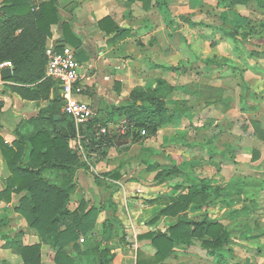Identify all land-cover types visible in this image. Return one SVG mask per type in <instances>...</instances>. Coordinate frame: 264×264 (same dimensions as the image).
I'll list each match as a JSON object with an SVG mask.
<instances>
[{"label":"crops","instance_id":"1","mask_svg":"<svg viewBox=\"0 0 264 264\" xmlns=\"http://www.w3.org/2000/svg\"><path fill=\"white\" fill-rule=\"evenodd\" d=\"M47 1L30 0V4L37 7ZM55 1L62 20L68 22L72 42L64 40L61 21L51 26L47 44L65 43L76 51L84 87L78 98L91 104L98 118L106 121L108 133H112L113 129H117L116 132L124 131L125 118L119 116L112 106L122 104L136 87L153 89L156 88L157 80L162 79L173 87L165 100L169 112H172L176 101L185 103L182 106L185 113L174 114L171 123L159 127L154 135L140 134L136 141L114 146H88L108 147L105 149L107 153H89L91 157L83 161L84 166L77 170L73 178L75 188L69 193L68 209L75 210L84 200L86 211L93 208L96 212L94 227L85 236L81 235L88 242L78 240L76 246L66 247L74 263L99 264L97 255L105 248L115 255L108 264H115L119 259L131 262L129 257L133 255L136 263L138 253L149 257L156 253L149 240L137 241V236L153 230L166 233L175 221L172 216L162 215L155 223H149L164 207L163 198L179 194L181 185H199L204 182L218 187L229 182L226 178L221 183H214L216 179L205 176L201 170L215 163L216 173L223 176L225 171L223 165L226 160L218 155L213 147L216 143L207 135L222 136L224 118H241L261 110L256 102L261 98L264 100V53L259 56L256 54L264 49L241 46L256 37L257 33L252 28L254 25L250 24V17H256L249 14L240 16L236 9L242 6L253 14L261 13L264 12V0H249L245 5L236 4L231 8L220 6L218 0H165V4L147 0L146 6L140 0ZM1 3L2 0L0 7ZM206 4H211V9ZM107 16L118 29H111V23H104V28H99L98 21ZM5 17L0 9V20ZM213 18L218 22L225 20L229 24L245 25L248 33L245 42H234L225 36L220 28L212 25ZM13 84L9 78L0 77V144L7 147H14L17 136L27 138L36 128L47 127L38 117L54 95L60 96L57 86L50 92L48 100L23 99L9 88ZM65 115L68 116L60 106L49 130L64 131L70 122L65 120ZM78 125L75 124L76 129ZM252 125L256 130L260 128L258 120H251ZM261 128L259 131H262ZM76 137L81 138L78 131L74 138L68 140L72 149L70 140ZM261 143L257 148H263V158L250 164L260 172L264 170V142ZM127 150L139 158L144 178L149 175L146 170H156L152 175L155 185L148 187L144 178L127 174L129 170L124 163ZM149 165L153 168L149 169ZM164 169L174 172L161 181L156 180V173ZM10 174L0 150V193ZM63 175L54 169H46L40 174L43 180L55 184L63 182ZM167 183L169 185L165 186ZM153 188L155 193L149 197L143 193V190ZM134 191L141 194L135 198ZM241 195H246L248 202L256 197L254 192ZM3 196L0 195V255L7 260L17 258L19 264H23L20 256L17 257L10 248L5 247V235L20 232L17 239L23 245L40 244L41 264H55L57 248L50 240L43 242L17 211L20 198L24 195H17L12 190ZM230 200L208 207L191 208L186 215L190 220L208 218L220 222L232 231L231 243L221 253L233 264L234 256L250 247V239H262L264 231L254 234L257 223L252 221V226H247L241 234H234L233 226L227 225L231 222L229 218L234 217V226H238L239 219L240 224L244 225V220L251 219V207L232 208ZM113 216L121 221V227L111 228L107 223ZM63 229L64 226L61 227ZM131 237L136 238L137 242L128 243L124 240ZM244 258L249 260L246 255ZM161 263L219 264L217 257L200 247L197 241L191 245L174 246Z\"/></svg>","mask_w":264,"mask_h":264},{"label":"trees","instance_id":"2","mask_svg":"<svg viewBox=\"0 0 264 264\" xmlns=\"http://www.w3.org/2000/svg\"><path fill=\"white\" fill-rule=\"evenodd\" d=\"M140 1L146 6L147 0ZM248 1L218 0V3L224 8H231L236 4L245 5ZM156 2L166 3L165 0ZM0 9L6 16L0 20V63H11L12 76L9 80L14 84L9 88L23 99L48 100L50 92L58 86L56 81L45 75V49L50 37V28L62 21L63 38L72 42L68 22L62 20L55 0L42 2L37 7L32 6L30 0H2ZM104 23H111V29H118L108 16L98 21L100 29L104 28ZM226 24L227 27L220 28L225 36L234 42H245L248 34L245 25ZM262 25L264 27V23ZM250 53L254 54V51L250 50ZM262 53L264 51L260 50L256 55ZM172 90L173 87L162 79L157 80L156 88L153 89L134 88L122 104L112 106L126 121L124 131L116 133L107 132L106 121L100 120L94 109L91 117L85 123L79 124L77 129L73 120H70L64 131L49 130V126L54 123V116L58 115L63 104L62 98L54 95L38 117L47 127L36 128L27 138L17 136L13 142L14 147L0 144V150L11 173L0 195L4 197L3 195H8L12 190L17 195H24L20 198L17 211L43 242L50 240L57 248L55 264H75L66 247L76 246L81 235L85 236L94 227L96 215L93 208L86 211L84 200L80 201L75 210L68 209L69 193L75 188L74 175L84 166V162L77 151L70 147L68 140L74 138L78 131L81 136L87 138V142L89 141L86 146H114L126 141H136L140 130H144L146 135H154L159 127L171 123L174 114L185 113L183 101H176L172 112L166 107L165 100ZM102 128L105 132H101ZM259 136L264 140L262 134ZM256 155V151H253L252 162L257 160ZM148 168L153 166L149 165ZM46 169L62 172L63 182L55 184L43 180L40 174ZM173 172L167 169L158 171L155 179L161 181ZM252 182L255 181L233 178L218 187L204 182L199 185H181L179 194L161 200L164 207L149 223H155L162 215L172 216L175 221L166 233L153 230L137 236L139 240H149L156 253L151 257L138 253L135 264H162L174 246L191 245L195 241L209 254L216 256L219 264H232L229 259H224L221 253V250L228 248L231 243L232 231L226 229L222 223L210 221L208 218L190 220L186 213L191 208L208 207L217 202L226 203L230 198L246 192ZM257 182L264 185V180ZM107 223L111 228L122 226L121 221L114 216ZM18 234L21 233L5 235V247L18 254L23 264H41L40 244L23 245L20 239H17ZM114 256L105 248L97 255L98 263L108 264Z\"/></svg>","mask_w":264,"mask_h":264},{"label":"rangeland","instance_id":"3","mask_svg":"<svg viewBox=\"0 0 264 264\" xmlns=\"http://www.w3.org/2000/svg\"><path fill=\"white\" fill-rule=\"evenodd\" d=\"M206 5L207 7H209V9H211L212 7L211 4H206ZM236 11L238 12V14H240V16L241 15L248 16L249 14V15L256 17V18L250 17L251 18L250 24L254 25L252 28L257 33L256 37H252L251 39L246 41L244 45H241V46L243 48H250V49H257V50L264 49V27L261 25L263 22L262 20H264V18L259 17V16L264 17V12L261 11V13L257 12L253 14L249 10H247L245 7H242V6L240 8H237ZM211 21L214 27H217V28L227 27V24H226L227 22L225 20H222V21L219 20L218 22L216 21L215 18H213V20ZM262 99L263 98H261V100L256 102L257 106L261 108L259 112H252V113L246 114V116H242L241 118H235V117L224 118L223 124H222V126H224L223 127L224 130H222L223 131L222 136L221 135H218V136L207 135L208 137L213 138L212 142L216 143V146H213L214 149L216 150V152H218V155L226 161L224 163L225 165H223L225 169L223 176H221V173H216L215 163L211 167L201 168L205 176L207 177L211 176L212 178H215L216 181L214 179L215 181L214 183L216 182L221 183L226 178H228L229 181L233 178L244 179V181H247V180L251 181V179H253V181H255L249 184L247 187V191L244 192V193L254 192L256 194L255 200L248 202V198L246 195L245 196L238 195L236 197H233L232 200H230L232 202L230 207L232 208L233 207L235 208L251 207L250 208V211H251L250 218L251 219L244 220L245 221L244 225L240 224L241 220L239 219L238 221L240 222L238 226L237 225L234 226V223H235L234 217L229 218L231 222L227 223V225L233 226L232 228H234V232H235L234 234H236L237 236L241 234V232H243V230H245L247 226L249 225L252 226L251 224L252 221H255V223H257V225L255 226V229L253 230L254 234L261 233L262 231H264V188L262 189V186L264 185L263 184L261 185L259 182H257L260 180H264V170L263 171L261 170L260 172L259 170L253 168L250 165L252 162L251 157H252L253 151H256L257 153L256 155L257 160L263 158L262 156L263 148L261 147L262 148L261 150L257 148L258 146L260 147L262 145L261 142H264L263 140H261V137L259 136L260 134L264 136V132H263L264 131V100ZM65 120L70 121L71 119L70 117L66 116ZM251 120H258L260 122L259 127L260 128L262 127L261 128L262 131H259L260 130L259 127H258L259 129L256 130V128L253 125L251 126ZM111 131L116 132L117 129H113ZM204 141L206 140L204 139ZM86 142H87V138L85 136H81V138L76 137L75 139L70 140V143L73 149L76 150L78 147L77 149L78 151L77 150L76 151L78 152L82 161H86L88 157H91V155L89 156V153L106 152L105 149L108 148V147H94V148L88 147L85 145ZM125 154L127 156H126V161L124 159V163L126 164V167H128V170H129L127 174L135 178L136 177L144 178L143 172H142L143 166H141V163L138 162L139 158L136 157L135 154H133V152H130L129 150H127ZM204 154L208 157V154H206V152ZM90 161L92 160L90 159ZM146 171H147L146 173L149 174L148 175L149 177L146 175V178H144V180L148 182V187H152L153 185L156 184V183L154 184V180L152 178V175L154 174L156 170L155 171L146 170ZM166 185L168 186L169 183L165 184V186ZM154 188L145 189L143 190L144 191L143 193H145V195L149 197L151 193H155ZM138 194H141V193H138L137 191L133 192V196L135 198L138 197ZM142 199L145 200V198L143 197ZM221 217H224V215ZM124 240L127 241L128 243H133V242L136 243L139 239L137 238V241H136V238L131 237L129 239H124ZM79 241L83 243L88 242L86 238L83 239L82 237H80ZM249 244H250V247L248 249L244 248L238 253L241 255L237 254L236 256H234L235 261L233 262V264H264V237L262 239H253V240L250 239ZM127 249L128 248L126 247L125 250ZM243 254L249 257L248 258L249 260L244 258ZM16 255L17 257H19L18 254ZM258 256L261 257L262 259L261 258L257 259ZM129 258H131V262L130 260H125V259L124 260L126 262L124 260L122 262L121 259H119L118 261H116V263L115 262L114 263L115 264H135L134 255L130 256ZM223 258L228 260L226 255H223ZM16 259L17 258H12V259L9 258V260H7L6 258H4L3 255H0V264H19V262ZM236 261H239V262H236Z\"/></svg>","mask_w":264,"mask_h":264},{"label":"built area","instance_id":"4","mask_svg":"<svg viewBox=\"0 0 264 264\" xmlns=\"http://www.w3.org/2000/svg\"><path fill=\"white\" fill-rule=\"evenodd\" d=\"M45 55V75L56 81L60 88L63 112L70 116L76 125L85 123L91 117L93 107L78 98L84 87L76 51L65 43L47 44ZM8 66H11L9 61L0 64V67ZM101 132H105L104 128ZM140 134L146 135L144 130H140Z\"/></svg>","mask_w":264,"mask_h":264},{"label":"water","instance_id":"5","mask_svg":"<svg viewBox=\"0 0 264 264\" xmlns=\"http://www.w3.org/2000/svg\"><path fill=\"white\" fill-rule=\"evenodd\" d=\"M11 75H12V68L10 67H4L0 71L1 78H10Z\"/></svg>","mask_w":264,"mask_h":264}]
</instances>
